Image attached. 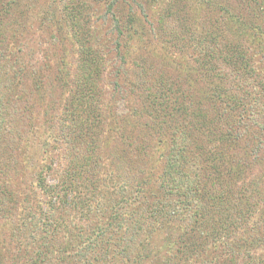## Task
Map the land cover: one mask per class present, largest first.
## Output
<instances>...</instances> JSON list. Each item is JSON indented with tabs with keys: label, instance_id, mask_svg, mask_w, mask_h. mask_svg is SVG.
<instances>
[{
	"label": "trees",
	"instance_id": "obj_1",
	"mask_svg": "<svg viewBox=\"0 0 264 264\" xmlns=\"http://www.w3.org/2000/svg\"><path fill=\"white\" fill-rule=\"evenodd\" d=\"M187 1L206 7H198L197 16L217 8L226 13L221 26L227 21L223 28L232 39L241 40L248 34L249 48L243 50L249 54L237 55L239 44L232 46L211 32H202L201 37L192 33L190 41L181 46L185 53L173 56L185 66L180 75L184 80L195 82L204 71L213 77L198 89L197 98H187L179 92L170 102L176 80L163 75L154 77L142 66L141 74L135 76L143 91L142 100L132 108V115L117 108L115 93L122 95L125 91L118 84L109 99L114 110L105 119L99 115L106 95L103 83L100 84L103 58L88 45L83 34V40L79 39L75 88L59 120V128L66 132L61 139L66 145V167L57 180L48 182L47 176L54 175V164H34L38 186L51 198L44 221L31 213L34 207L29 202L22 206L20 221L6 218L10 211L18 214L15 210L20 203L6 185L11 182L6 175L15 171L16 162L8 158L0 161V264L7 260L2 247L10 253L13 264H160L165 252L160 249L161 241L176 255L177 244H184L186 237L193 241L192 246H187L188 252L202 253L194 264H222L215 259V252L223 245L230 251L228 264H242L234 251V220L242 219L241 228H249V220L247 223L243 218L253 210L255 199L264 201L261 178L252 179L249 192L240 185L249 172L258 175L255 162L260 161V154L264 155V0ZM119 2L111 0L110 6ZM17 3L18 0H0L2 20L16 11ZM168 11L165 18L174 19L171 9ZM70 15L74 18L73 9ZM234 16L241 22L232 33L229 21L235 23ZM171 22L178 24L177 19ZM117 23L120 25L118 20ZM119 32L123 35L121 29ZM210 38L222 47L212 46ZM118 45L122 46L120 38ZM192 49H198L200 54L195 53L196 62L188 64L186 57L194 53ZM25 70L28 72L21 63L15 66L14 78L20 79ZM212 72L219 81L214 82ZM122 73L117 78L122 79ZM237 76L249 87L235 84ZM127 82L135 84L132 80ZM20 84L14 81L9 87V83L0 82V149L10 127L7 118L20 120L17 104L11 100V90L19 87L20 91ZM132 119L136 124L127 127ZM202 136L211 144H205ZM114 141L119 146L121 142L122 160L112 156L110 146ZM241 151L246 153L244 157ZM236 152L240 155L233 159ZM156 158L162 159V164L149 169ZM221 166L228 172L224 173ZM201 177L206 178L202 188L198 184ZM29 197L33 200L32 195ZM24 201L29 200L26 197ZM175 213L180 223L164 222ZM224 214L225 219L221 218ZM51 217H59L60 222L53 226ZM78 218L85 219L82 229L77 227ZM221 220L224 224L219 226ZM189 223H196L198 228L189 232ZM61 233L64 235L59 241ZM259 238L263 239L264 234ZM253 259L249 257V261ZM256 262L264 264V258L251 261Z\"/></svg>",
	"mask_w": 264,
	"mask_h": 264
},
{
	"label": "rangeland",
	"instance_id": "obj_2",
	"mask_svg": "<svg viewBox=\"0 0 264 264\" xmlns=\"http://www.w3.org/2000/svg\"><path fill=\"white\" fill-rule=\"evenodd\" d=\"M76 3L79 6L75 7ZM110 4L111 0H18L16 11L13 14L6 17L3 15L5 21L0 16V82L9 83V87L14 81L18 84L19 81L21 82L20 91L19 87L15 91L11 90V100H13L12 103L17 104L15 107L19 112L20 120L17 117L7 118L10 121L8 122L10 127H7V138L0 149V161L8 158L9 161L16 162L15 171L12 169L13 173L9 172L6 175L11 181L6 185L14 194L13 197L20 203L15 210L18 214L10 211L6 216L9 221H20L22 206L28 202L34 207L31 213L38 214V218L42 217L44 221L48 214L47 207L51 198L38 186L39 181L36 176L37 171L36 173L34 171V164H54V175L47 176L48 182L57 180L66 167L64 159V146L66 145L61 141L66 132L59 128V120L68 104L67 98L72 95L75 88V78L79 73L77 69L81 44L79 39L83 40V34L88 38V45L98 51L103 58V77L100 84L103 83L106 95L99 115L105 119H108L111 110H114V107L109 106V99L113 96L112 90L119 88V85H122L125 91L122 95L117 94V91L115 93V97H118L117 108L128 116L132 115V108L142 100L143 91L139 89L141 85L138 86L135 80L136 73L140 75L143 71L142 66L146 67L149 74H153L154 77L163 75L170 81L176 80L174 91L169 94L170 102L179 92H183L187 98H197L200 95L198 89L207 84L208 80H213V77L208 73L205 74L204 71L199 78L195 79V82L184 80L180 75L185 66L175 61L173 56L185 53L184 47L181 46L190 41L192 33L201 37L202 32H211L212 35H216L232 46L239 44L236 48L237 55L238 52L249 54L248 51H244L249 48V35L243 34L246 37L241 40L232 39L227 29L223 28L227 21L221 26L222 20L227 18V15L218 8L207 7L216 10H205L202 15L197 16L200 12L198 9L202 10L206 7H201L196 1L121 0L114 7ZM176 8L177 12L172 13ZM72 9L75 12L74 18L69 17ZM167 9H171V14H174L172 16L175 20L177 19L178 24L169 23L174 20L172 18H165ZM234 20L233 24L229 21L232 33L240 28L239 23L241 22L237 21L235 16ZM178 28L179 31H177ZM119 29L123 31L121 36ZM174 34H178L179 37L173 36ZM119 38L121 47L118 45ZM210 39L212 46L222 47L214 44L212 38ZM192 51L194 53L186 57L188 64L196 62L195 53L200 54L198 49H192ZM122 54L125 57H122ZM20 63L28 69V72L25 70L23 76L16 79L14 78L15 66H20ZM121 72H123L122 79H119L117 75H121ZM212 73L214 82L219 81L216 73ZM238 79L239 76L236 77L235 84H245L246 88L249 87L247 82H239ZM246 79L249 82V76ZM129 80L135 84L131 85L127 82ZM1 88L10 89L3 86ZM242 89L235 93L240 94ZM107 92H109L108 95ZM2 93L3 91L0 90V94ZM133 120L128 122L127 127L136 124ZM202 140H204L203 136ZM204 141L207 145L211 144L208 138ZM119 143L121 146L120 141ZM120 146L117 141L110 146L112 156L118 160L123 159ZM241 152L244 157L246 153ZM237 154L239 153L232 155L233 159ZM259 158L260 161L255 162L258 175L253 176L249 172L247 177L240 182V185L242 184L248 192L253 178H261V186H264V155L260 154ZM153 161L154 165H149V169L153 166L158 168L162 164L160 158ZM221 169L224 173L228 172L226 167ZM16 170L17 173H15ZM205 183L206 178L203 177L198 181L201 188L206 186ZM30 195L33 196V200L30 199ZM26 197L29 201H24ZM167 202L172 203L170 200ZM239 207L242 208L241 205ZM225 214L221 215V218L225 219ZM261 216H264V201L255 199L253 210L249 211L247 218H243V221L247 223L249 220V228H241L242 219L234 220V226L237 228V232L232 233L233 240L237 241L234 251L242 259V264H259L258 262L251 263V261L264 258V238H259L261 234H264V218ZM179 218L175 213L174 216H167L164 222L177 221L180 223ZM51 219L53 226L60 222L59 217H51ZM67 222H70L69 218ZM77 222V227L82 229L85 219L78 218ZM218 224L222 226L224 221L221 220ZM183 225L186 226V223ZM191 226L193 228L190 230ZM197 228L196 223H189L188 231L193 232ZM6 231L8 232L7 229ZM63 235L64 233L60 234L59 241L63 239ZM190 240L186 237L184 244L179 241L177 244L179 251L176 255H172L170 248L163 245L161 241L160 249L165 252L160 264H194L196 258H200L202 253L195 255V253L188 252V244L193 245V241ZM77 247L78 245L73 249ZM2 249L7 257L5 264H13L10 253L3 247ZM196 252L199 253V251ZM229 256L230 251L225 245L215 252V259L217 257L222 264H228ZM249 257H254V259L249 261Z\"/></svg>",
	"mask_w": 264,
	"mask_h": 264
}]
</instances>
